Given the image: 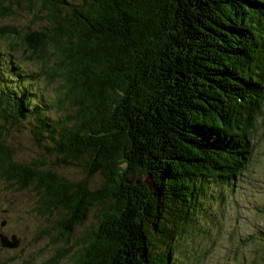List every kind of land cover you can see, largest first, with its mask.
Listing matches in <instances>:
<instances>
[{
  "label": "trees",
  "instance_id": "obj_1",
  "mask_svg": "<svg viewBox=\"0 0 264 264\" xmlns=\"http://www.w3.org/2000/svg\"><path fill=\"white\" fill-rule=\"evenodd\" d=\"M16 8L44 25L0 28V179L58 212L65 238L97 209L74 264H170L208 182L237 181L255 154L264 0H0V19ZM25 123L83 178L16 162L2 132Z\"/></svg>",
  "mask_w": 264,
  "mask_h": 264
},
{
  "label": "rangeland",
  "instance_id": "obj_2",
  "mask_svg": "<svg viewBox=\"0 0 264 264\" xmlns=\"http://www.w3.org/2000/svg\"><path fill=\"white\" fill-rule=\"evenodd\" d=\"M36 19L27 10L16 8L13 18L0 19V28L12 26L27 32L44 25ZM5 43L0 41L7 49ZM20 62L40 71L39 64L22 55ZM40 84L46 95L55 96L58 83ZM2 138L15 152L16 162L41 161L72 182L83 178L79 168L59 164L48 153V143L36 146L26 123L3 130ZM253 144L252 161L237 181L225 185L209 181L205 186L197 222L183 231L170 264H264V116L254 132ZM90 183L97 186L100 178L95 176ZM37 201L31 188L19 191L15 184L0 179V232L20 240L17 249H0V264H74L73 256L82 249V237L97 227L95 208L89 211L82 227L65 238L57 229L60 214L40 217L34 212ZM63 254L67 256L61 258Z\"/></svg>",
  "mask_w": 264,
  "mask_h": 264
},
{
  "label": "water",
  "instance_id": "obj_3",
  "mask_svg": "<svg viewBox=\"0 0 264 264\" xmlns=\"http://www.w3.org/2000/svg\"><path fill=\"white\" fill-rule=\"evenodd\" d=\"M5 224L6 222L3 221L1 226L4 227ZM19 245H20V240L16 235H12L11 237H8L3 233H0V246L3 249L13 250V249H17Z\"/></svg>",
  "mask_w": 264,
  "mask_h": 264
},
{
  "label": "clouds",
  "instance_id": "obj_4",
  "mask_svg": "<svg viewBox=\"0 0 264 264\" xmlns=\"http://www.w3.org/2000/svg\"><path fill=\"white\" fill-rule=\"evenodd\" d=\"M2 248V247H1ZM3 249V248H2Z\"/></svg>",
  "mask_w": 264,
  "mask_h": 264
},
{
  "label": "flooded vegetation",
  "instance_id": "obj_5",
  "mask_svg": "<svg viewBox=\"0 0 264 264\" xmlns=\"http://www.w3.org/2000/svg\"><path fill=\"white\" fill-rule=\"evenodd\" d=\"M1 233V232H0Z\"/></svg>",
  "mask_w": 264,
  "mask_h": 264
}]
</instances>
